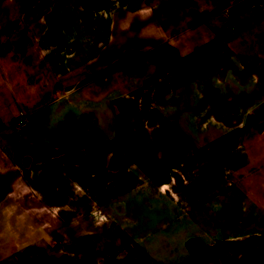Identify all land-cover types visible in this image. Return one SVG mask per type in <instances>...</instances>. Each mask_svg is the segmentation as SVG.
Returning a JSON list of instances; mask_svg holds the SVG:
<instances>
[{"label": "rangeland", "instance_id": "374dc122", "mask_svg": "<svg viewBox=\"0 0 264 264\" xmlns=\"http://www.w3.org/2000/svg\"><path fill=\"white\" fill-rule=\"evenodd\" d=\"M105 1L53 0L44 18L53 22L55 36L36 53L47 79L87 66L98 51L90 37L114 36L117 46L129 35L136 44L141 32L148 36L139 38L140 48L128 50L132 69L141 66L148 76L158 66L176 68L172 52L176 57V49L190 45L191 56L182 60L188 68L164 77V97L153 101L163 121L149 123L148 149L131 156L126 145L144 140H114L117 163L131 158L132 171H117L115 179L121 177L112 186L92 162L66 165L55 150L90 148L104 133L113 136L116 118L104 93L99 108H87L90 117L73 108V96L50 101L62 91L28 103L39 111L10 138L37 161L8 175L18 183L9 184L0 202V264H264V0H223L213 18H206L202 0L165 17L162 0ZM187 14L191 26L174 41L158 45L150 35L158 22L173 32L171 21ZM125 19L132 23L124 32ZM31 66L16 52L0 60L6 102L14 98L13 85L21 99L34 92ZM117 72L104 79L114 82ZM150 106L149 117H159ZM160 143L170 156L158 162L149 149ZM172 174H184L187 183L179 178L173 190L162 192L159 185Z\"/></svg>", "mask_w": 264, "mask_h": 264}, {"label": "crops", "instance_id": "0c3cea01", "mask_svg": "<svg viewBox=\"0 0 264 264\" xmlns=\"http://www.w3.org/2000/svg\"><path fill=\"white\" fill-rule=\"evenodd\" d=\"M115 1L118 0H106L105 2L111 3ZM97 2L100 4V0H97ZM190 2L191 0H162L159 8L162 10V16L165 17L170 10H172L171 12H175V10H179L180 8H189ZM222 2L223 0H202L207 13L206 18H213L219 14L224 9ZM232 3V1H227L225 5L231 7ZM125 4L123 9H125ZM52 5L53 0H0V60L2 58H8L12 52H16L18 56L23 55L25 58H28L32 64L31 73L34 77L31 83H36L33 88L34 92L32 94L28 93L23 99L16 93L14 85L12 88L15 95L11 102H6L0 93V202L10 194V190L7 189L9 184L14 186L18 183L16 181L15 184L11 182L12 180H8L9 173L14 170L19 171L21 167L24 170H29L37 161L34 153L21 154L17 147L18 142L15 140L14 143L12 138H10L20 130V127L13 129V124L16 120L22 119L25 123L28 116H32L39 111V108L35 106L26 107L30 101H35L36 97H40L41 94L52 93L56 95L62 91L63 94L50 101H56L62 95L63 98L73 96L74 100H71V103L73 102V108L81 111V113L86 110L87 114V108L93 109L94 106H98L97 108L100 107L98 105V101L101 99L99 94L104 93L102 98L108 101L112 114L114 113V117L116 118L114 120V127L111 130L113 136L109 137L110 135L106 134L107 132L104 133L100 139L93 140L89 143L90 148L78 146L72 150L63 152L62 145H55V150L60 151L58 156L60 157V162L63 164L87 167L92 162L94 167L104 171L106 179L112 181L116 178L117 171L123 170L125 173L132 171L130 165L132 163L131 158V161L123 158L117 163L116 153L114 152L116 146L114 140H116L117 136L121 138L122 135L125 138H132V140H144V145L142 142L126 145V154L131 156L137 155L141 148L145 146H147V149L149 148V123H157L159 120L163 121L162 107L155 105L153 101L158 100V96H160V99L164 97L165 85L163 80L165 76H168L173 70L176 74L187 70L188 65L183 61L185 57H190L193 52L190 50V45L183 47V50L176 49V57H174V52L171 54V58L175 59H173V62L176 61V68L164 69L158 66L153 73L148 76H143L141 66L135 69L130 67L132 65L131 59L134 56L128 50L140 48L138 45V42H140L139 38H146L148 34L141 32V36L137 39L135 38L136 42H134L136 44H131V35L124 36L119 39L117 46L112 45L115 43L114 36L97 38L96 40L90 37L94 44L96 42L98 51L87 66L75 67L69 71L66 70V72L61 71L56 74L54 79H47L45 72L39 66L40 64L36 62V53L38 50L42 51V43L50 42L54 35L52 31V27L54 26L53 22L44 18L46 13L52 10ZM125 11L128 10L125 9ZM184 16H186V13ZM171 22L170 26L173 28L170 29H174L173 32L168 31V28L163 31L158 22L155 27L157 31L150 34L158 39V45L163 44L167 39L172 40L178 38L179 34L186 33V30L191 26L189 24V14L183 19H179L176 22L173 20ZM131 23L129 19L124 20L121 26L124 32L129 30ZM115 24L116 20L114 18L111 27L115 26ZM110 46H113L115 50H107ZM162 55L156 54L160 58L164 57ZM117 62H120V66L111 67V65ZM115 72L117 73L115 74L114 82H110L107 77L104 79L108 74ZM118 75L124 77H119ZM126 75L130 77H125ZM102 79H104L103 83L101 82ZM16 84H18L17 79ZM149 102L151 105L150 110L154 111V113L155 111H159V117L156 114L154 116L155 118L153 116L149 117ZM87 115L90 117L89 114ZM60 117L62 118V115ZM154 127L152 126V130L155 129ZM237 139L240 145H243L244 135L239 132ZM110 142H113L112 149H110ZM157 146L158 149L156 151H161L163 157L165 156L169 159V149L162 143ZM149 150L151 154L156 152L152 151L153 149ZM84 151L87 153L85 154ZM240 166V164L237 165V169ZM174 169L175 172L178 171L176 168ZM179 178L184 183H187L184 174H180ZM179 178L175 174H172L169 182L164 181L159 185L160 190L165 193L173 190L177 186ZM112 202H116V198H113Z\"/></svg>", "mask_w": 264, "mask_h": 264}, {"label": "flooded vegetation", "instance_id": "af4514ba", "mask_svg": "<svg viewBox=\"0 0 264 264\" xmlns=\"http://www.w3.org/2000/svg\"><path fill=\"white\" fill-rule=\"evenodd\" d=\"M150 156H153L154 157V159H156L158 162H160L159 160H161V158H163V154H162V152L160 151V152H158V151H156V152H154V154L153 155H150ZM148 158L147 157H145L144 158V160H147ZM122 176H125V174L124 175H122ZM121 177V176H120ZM120 177H118L117 179H113L112 181L110 180H108V179H106V176H104V178L106 179V180H108L107 182H108V186H112ZM94 195V194H93ZM93 195H88V197L90 198V197H92L93 198ZM112 197H111V200L113 199V198H115L116 196H113V195H111ZM96 198L97 199H99L100 198V195H98V193H96Z\"/></svg>", "mask_w": 264, "mask_h": 264}, {"label": "built area", "instance_id": "2783aa9c", "mask_svg": "<svg viewBox=\"0 0 264 264\" xmlns=\"http://www.w3.org/2000/svg\"><path fill=\"white\" fill-rule=\"evenodd\" d=\"M21 123H22L21 119L20 120H16L14 122V124H13V129H17L20 126Z\"/></svg>", "mask_w": 264, "mask_h": 264}]
</instances>
